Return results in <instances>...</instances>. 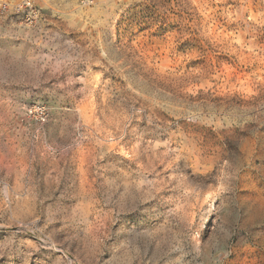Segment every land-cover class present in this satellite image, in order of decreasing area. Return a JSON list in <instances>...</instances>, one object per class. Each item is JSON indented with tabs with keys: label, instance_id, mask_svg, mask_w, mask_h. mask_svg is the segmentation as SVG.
<instances>
[{
	"label": "rangeland",
	"instance_id": "1",
	"mask_svg": "<svg viewBox=\"0 0 264 264\" xmlns=\"http://www.w3.org/2000/svg\"><path fill=\"white\" fill-rule=\"evenodd\" d=\"M0 264H264V0H0Z\"/></svg>",
	"mask_w": 264,
	"mask_h": 264
},
{
	"label": "built area",
	"instance_id": "2",
	"mask_svg": "<svg viewBox=\"0 0 264 264\" xmlns=\"http://www.w3.org/2000/svg\"><path fill=\"white\" fill-rule=\"evenodd\" d=\"M30 113L36 114L39 122L44 123L46 121L47 116H46L45 111L43 109L34 107V108L30 109Z\"/></svg>",
	"mask_w": 264,
	"mask_h": 264
}]
</instances>
